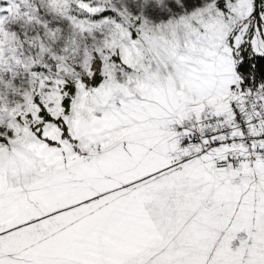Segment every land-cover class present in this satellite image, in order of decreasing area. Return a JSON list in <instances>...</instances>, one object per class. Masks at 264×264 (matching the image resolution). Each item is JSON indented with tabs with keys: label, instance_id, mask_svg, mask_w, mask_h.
<instances>
[{
	"label": "snow or ice",
	"instance_id": "1",
	"mask_svg": "<svg viewBox=\"0 0 264 264\" xmlns=\"http://www.w3.org/2000/svg\"><path fill=\"white\" fill-rule=\"evenodd\" d=\"M0 264H264V0H0Z\"/></svg>",
	"mask_w": 264,
	"mask_h": 264
}]
</instances>
